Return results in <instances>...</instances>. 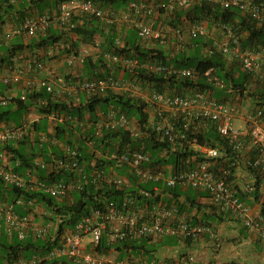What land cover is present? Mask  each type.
I'll return each instance as SVG.
<instances>
[{
	"label": "built area",
	"instance_id": "2783aa9c",
	"mask_svg": "<svg viewBox=\"0 0 264 264\" xmlns=\"http://www.w3.org/2000/svg\"><path fill=\"white\" fill-rule=\"evenodd\" d=\"M220 4L224 8L237 7L247 12L254 20L264 23V0H210ZM191 0H169L162 5L169 10H176L188 7ZM129 7L133 11L140 12L151 10L145 2L132 1ZM80 13L93 17L101 24H110L117 19V14L109 9L99 6L95 0H61L58 7L51 13H44L39 18H25L16 29V33H26L29 36H36L45 33L52 24L57 25L63 31H71L76 25L75 16ZM130 13H125L128 17ZM138 34L141 38L160 37L161 33L156 31L145 22H138ZM225 36L222 40L214 42L206 53L213 54L220 51L229 61H237L242 71L252 75L253 79H260L264 82V46L258 51L244 49L240 39L233 34L228 26H223ZM208 26L205 22H196L189 28L190 38L198 34H207ZM179 42H184L183 31L176 30ZM11 33L0 29V41L10 39ZM109 55V54H108ZM107 55V56H108ZM110 56V55H109ZM111 57V56H110ZM21 53L11 57L12 65L7 72L2 74L1 80L6 85L18 84L22 81L26 72L35 69H44L45 60L37 53L26 62V66L18 64ZM118 58V56H114ZM79 60L78 52L72 51L68 56L69 63ZM130 63L139 64L138 60ZM145 68L153 72H164L174 74L176 77H193V69L168 68L160 63L143 64ZM207 81L215 87L223 88V81L210 72L207 73ZM27 87L31 89L40 87L46 88L48 92H54V84L43 78L37 81H27ZM122 87V83L114 76L105 78L85 79L71 86V92L84 90L88 93L106 92L109 89ZM135 96V95H134ZM13 98L27 99V94L14 96L13 94L0 95V105H7ZM241 99L236 92H233L228 99H219L214 95L212 89L189 88L185 92L159 91L152 89L145 99L151 106L148 123L160 143H167L161 152L167 156L169 150L187 152V156L179 160L176 168L173 164L154 165L152 156L144 146L132 147L130 144L114 150L108 148L106 152H99V156L107 159L111 164L104 165L102 170L96 173V179L118 188H131L134 183L124 174L117 173V167H125L128 172L135 175L138 182L162 183L168 187L181 186L183 189H194L207 192L219 213H228L241 220L243 225L252 233L264 238V212H255L247 199H242L241 194L249 197L255 192L264 194V119L263 110L260 106H254L255 110L245 109L246 106L237 104ZM246 100H243L245 104ZM53 121L64 120L66 115L53 111L49 113ZM240 120L242 125L238 126ZM213 125L217 133L223 137L233 152V160L227 166L220 164V158L225 153L218 146L203 145L198 143V137H190L188 133L199 134ZM103 129H124L131 137H142L150 135L151 132H144L136 119L126 114H119L111 109L105 118L98 123L97 135L103 134ZM27 135L26 124L1 125L0 126V178L6 184H14L20 188L40 189L45 193L59 200L69 197L75 187L73 181H52L50 183L34 182L26 179L24 174L15 172L9 166L11 154L4 150V145L9 142L20 141ZM54 144H61L56 138ZM67 152L63 158H54L52 165L56 169L68 170L81 178L84 174V166L81 165L79 152L69 146L63 145ZM250 149L252 156H247L246 151ZM247 156V157H246ZM247 168L246 177L241 176V170L237 161ZM240 163V164H241ZM239 164V163H238ZM49 162L42 157H35L30 169H47ZM234 169V172H233ZM248 176V177H247ZM157 190L159 188L155 187ZM155 189V190H156ZM156 190V191H157ZM144 196L151 197L144 189L140 190ZM163 196L152 203H141L135 195L128 194L123 202L109 201L105 209L96 208L81 220L73 228L64 230L57 245L45 258L65 257L74 264H148L145 261L137 260L132 256H125L119 259L118 251L110 252L120 242H137L143 238H158L177 236L179 239H195L202 234H213L212 224L201 220L194 222L189 219L185 212H179L178 206L173 200L171 203L164 201ZM17 203L23 206L34 204L33 201L17 199ZM41 217L46 219L50 212L42 207ZM34 213L32 210L27 214H19L15 211V204L0 199V230L12 238L14 234L19 239H25L34 228V236H45L57 223L46 222L35 225L33 223ZM39 215V214H38ZM58 221L62 219L59 217ZM0 232V235H1ZM102 238L113 247L105 252H98L95 248ZM127 248L126 250H129ZM116 250V249H115ZM40 257L2 259L0 264H39ZM162 264H176L173 260L164 261ZM230 264H242L233 262Z\"/></svg>",
	"mask_w": 264,
	"mask_h": 264
},
{
	"label": "trees",
	"instance_id": "16d2710c",
	"mask_svg": "<svg viewBox=\"0 0 264 264\" xmlns=\"http://www.w3.org/2000/svg\"><path fill=\"white\" fill-rule=\"evenodd\" d=\"M7 1L8 0H3V2L6 3ZM132 1L138 0H95L99 6L111 10L121 9ZM35 7H38L40 12L46 9V6L41 8L37 5ZM176 14L179 18L182 16L188 17L193 23L206 22L207 26L213 25L215 28L222 31V37L226 34L223 26L230 27L233 34L240 39L241 46L244 49L247 48L253 51H258L264 46V23H259L257 20H254L247 12L240 8H224L220 4L211 2L210 0H199L198 2L189 4L185 9H179ZM22 16L25 18L24 12ZM83 17V21H79V17L75 16L77 25L71 30L74 35L84 41H90L95 35L104 34L100 22L88 15H84ZM1 22H4V20L0 9V23ZM108 25L111 27L112 34L107 36L106 48L102 51V54L96 60L88 57L87 60L84 59L83 61V66L86 67L83 69V80H85V77H87L86 79H92V77H109L104 75V73L99 75L95 74L96 70L104 65V57L106 53L118 56L122 55L123 57L131 56L138 60L139 65L134 68L135 74L131 75L129 73L128 76L151 85V88L153 89L169 91L171 93H182L189 88H208L212 89L214 95L219 99H228L233 92H236L241 98L249 97L250 103L253 107L260 106L264 113V82L260 79H253L251 74L241 70L240 64L237 61H228L220 51H215L213 54L206 53V49L211 48L214 42L207 41L205 34L200 33L198 36L191 39L190 43L195 47L194 51L189 52L187 50L190 45L189 43L187 47L183 46V49L179 53L170 55L162 48L146 50L145 48H141V45L139 44H132V47H128L126 44L123 46L117 45V33L114 34L116 26L111 24ZM48 33L49 30H47L44 36L40 35L41 37L39 36L36 40H32L29 43V46L32 49H47L55 45L57 37L51 34L50 36H47ZM6 40L7 39H5V41ZM2 41L4 40H1L0 42ZM5 41L0 48V52L4 54V57H0V62L12 65L11 57L20 54V49H23L24 46H12L10 44H5ZM75 45L76 44L74 43L70 44V49L71 47L76 48ZM67 49L68 52L73 50V48L71 50L69 48ZM153 62L163 64L168 68H190L194 70L195 75L193 77H176L174 74L167 72L150 71L143 65ZM208 72L216 74L223 81V88L215 87L207 81L206 77ZM254 83L258 86L252 88ZM43 89L44 92L34 91L32 94H29L26 100L13 98L11 103L16 104L20 108H24L31 105L38 98H42L43 102L46 104V107L40 108L42 113L46 115L53 111L64 113L68 119L64 120L62 124L56 125V138L64 145L78 150L80 163L84 166V174L81 175V178H78L76 175L73 177L71 171L63 169H57L59 170L58 173L52 172L54 174H50L52 177L55 175L57 176V179L55 178L54 181H73V184L75 185L70 192L68 199L61 200L55 199L40 189L20 188L14 184H6L5 181L0 178V190L3 187H6V193L10 196V198H8L6 197V194L2 195L0 193V199L14 203L15 211L17 213L21 214V210L24 207L17 203V199L22 198L26 201H33L34 204L38 203L45 206L50 212V215L46 217V222H58L57 226L51 228V231L45 236L28 234V236L22 240L14 234V236L10 238L11 241H8L7 237L4 235L0 241V247L2 248L0 253V257L2 258H0V260L4 258L17 259L23 257L29 259L33 257H41L42 261L39 262V264H58L60 263V260H62L61 263H64L66 260L60 258H45L54 246L57 245L62 232L68 228H73L79 220L90 214L93 209H105V206L109 201H118L121 203L128 194L135 195L141 203H152L154 200L162 197V195L171 196L178 206L179 212H184L187 210L188 206L194 207L199 205V203H197L198 196L189 194V191L191 190L190 188L183 189L181 186L168 187L160 182L155 183L152 181L140 183L136 176L130 174L125 167H117L115 171L130 178L131 182L134 183L131 188H118L115 185L96 179L95 172L102 170L104 165L111 164V162H107V159L100 157L98 154L99 152H106L108 148L114 150L117 147L122 148L127 144H130L134 148L144 146V148L151 153L152 164H173L176 168L179 166V160H182L187 156V152L181 153L177 150H169L167 156L161 155L163 148L168 146V144L158 142L154 132L152 133V128L148 123L151 106L144 99L128 93L119 94L113 92L112 89H109L106 92H95L88 95L84 92V98L85 95L88 97L87 102L83 103L81 101L80 105H73L72 103L69 104L63 101L59 102L52 100L50 96L52 93L48 92L46 88ZM110 107L116 110L119 114H126L130 118L136 119L140 129L146 133L151 132V134L148 136L143 134L142 137L133 138L124 129H103V134L98 136L97 112L98 110H102L104 111V114H107ZM254 110L255 107L253 111ZM11 111V109L4 110L0 115H7ZM86 111L89 113L93 129L86 132V135L83 132L80 137H75L73 131L77 128L72 122H70V118L71 120L75 117L84 119V113ZM77 126L79 125L77 124ZM39 130L41 131L42 129ZM194 136L198 137V143L200 144L218 146L222 149L223 153H225V155L220 158V164L222 166H227L228 163L233 160L234 155L231 148L228 146L226 140L217 133L213 125L199 134H193L189 131L188 139ZM19 143L26 145V136L25 139L20 140ZM3 148L9 154L13 155L14 159L19 160L20 164L16 165L13 170L20 174H23V168L32 167V161L38 155L37 153H33L32 155L23 153L22 150L15 148V146L12 145V142L5 144ZM55 148V152L58 153V148ZM45 152V149L42 148L40 155H45ZM65 155L58 157L63 158ZM47 162H49V160H47ZM240 163V160H238L236 166L240 165ZM156 186L159 190L155 188ZM142 189L149 192L151 197L142 195L140 193V190ZM255 193H253V195ZM183 196L186 197V201L180 200ZM246 196L247 195L245 194H241L242 199H246ZM163 200L166 201V199ZM214 215L215 217H219L218 219L226 217L225 215H217L216 213H214ZM59 217L62 219L61 222L58 221ZM209 217L210 215H206L202 221L212 224V220H210ZM2 235L3 233L1 232L0 236ZM167 238L168 237H165V239ZM182 241L191 243V239L189 238ZM146 243L148 244V238H143L137 242H120L115 248L120 250L127 248L142 250L145 249ZM112 247V245L107 243L106 238H102L95 249L98 252H105Z\"/></svg>",
	"mask_w": 264,
	"mask_h": 264
},
{
	"label": "crops",
	"instance_id": "0c3cea01",
	"mask_svg": "<svg viewBox=\"0 0 264 264\" xmlns=\"http://www.w3.org/2000/svg\"><path fill=\"white\" fill-rule=\"evenodd\" d=\"M198 1L199 0H191V3ZM59 2V0H8L6 3L3 2V0H0V9L4 20V22L0 23V29L4 32L11 33L10 39H7L6 41L4 40L5 44H10L12 46H24L23 49H20L22 58H20L18 64L23 67L26 66V62L32 58L34 53H37L38 56L42 60L44 59L46 63L44 69H35L34 71L26 72L21 82L10 86L4 84L1 80L2 74L8 71L10 65L0 62V95L13 94L14 96H21L22 94H27L28 96L34 91H43L44 89L40 87L31 90L27 87V81H37L39 78H43L51 81L55 86V91L50 94L52 100L59 102L63 101L69 104L72 103L73 105H80L81 101L83 103L87 102L88 97H86V95L90 94L87 91L80 89L78 91H74V93L71 92V86L83 80V69L86 67L83 66L84 63L79 60L72 64L69 63L68 56L72 53V51L68 52L67 48L70 49V44L74 43L76 44V52H78L80 58L84 57V59L87 60L88 57H91L93 60H96L106 48L107 36L112 34L110 25L101 24L104 34H97L92 38V40L84 41L74 35L71 31H63L57 25L52 24L48 29L49 33L47 36H50V34L55 35L57 40L55 39V45L47 49H32L29 46V43L32 40H36L40 35L44 36L46 32L39 33L38 35L32 37L26 33H16V29L23 19L29 17L36 19L44 13L53 14V11L58 7ZM136 2L147 3L151 12L148 13L147 10H141L140 12L133 11L129 7V4L117 10L109 9L117 14V19L110 23L111 25L116 26L114 34L117 33V45L123 46L126 44L128 47H132V44H139L141 45V48H145L146 50L162 48L170 55H175L183 49V46H188L192 39L188 34L189 28L194 23L186 16L179 18L176 14L179 9L169 10L168 8L162 6L168 3L169 0H138ZM37 5L41 8L46 6V9L40 12L38 7H35ZM23 12L25 18L22 16ZM127 12L130 13V15L125 17V13ZM84 15L85 14L80 13L78 16L79 21H83ZM138 22H145L153 27L154 30L159 31L161 33L160 37H150L146 39L141 38L138 34ZM179 28L183 31L185 37L184 42H179L176 36V30ZM205 35L207 37V41L209 42H215L217 40H222L223 38L222 31L215 28L213 25H208V32ZM4 41L0 42V48L3 46ZM175 47H177L176 50H174ZM187 50L192 52L195 50V47L190 43ZM2 56L4 57V54L0 52V57ZM114 56L118 55L106 53L104 57V65L102 64L103 66L98 68L95 74L99 75L104 73V75L114 76L117 80H119L122 83V87L112 89L113 92L119 94L128 93L133 96H139L145 100L149 95L147 94L148 87L150 88L151 85L128 76L129 73L131 75L135 74L134 68L139 65L130 63L131 61L136 60L135 57H123L122 55H119L118 58L115 59ZM86 78L87 77H85V79ZM152 89L153 88H150V90ZM84 92H86L85 98ZM14 105L16 108H20L16 104ZM41 107H46V104L43 102L42 98H38L31 105L23 108V115L20 121L5 119L7 116L2 114L0 115V126L21 125L23 123L26 124L27 144L24 146H27V148L22 150L23 153L31 155L33 153H37V156L42 157L46 161L49 160V165L47 169L40 168L36 170L23 168L22 172L26 179L30 181L50 183L57 177L56 175L52 177L50 174L59 172V170L52 165L54 158L65 155L67 152L63 143L55 145L53 142L54 139H56V125L62 124L64 120L68 119V117L66 116L64 120L53 121L49 117V114L46 115L40 111ZM249 108L252 111L254 109L252 104L249 105ZM111 109L113 108L110 107L108 112ZM107 114H104V111L102 110H98V123H100ZM70 122H74V126L77 128L73 131L75 137H80L83 132L86 135V132L93 129L89 113L87 111L84 113V119L75 117L71 120L70 118ZM77 124L80 126V130ZM39 129L42 130L40 131ZM12 145L18 149L22 146L19 141L12 142ZM55 147L58 148V153L55 152ZM42 148H44L46 152L45 155L41 156L40 152L42 151ZM246 154H248L247 156L249 157L252 156L253 153L250 149H248ZM10 157L9 167L13 169L16 165H19L20 162L19 160L14 159L13 155ZM239 170H241V176L244 175L243 177H246L245 173L247 168L243 166L242 163L239 166ZM6 192V187H3L0 190L2 195L6 194V197L10 198ZM189 194L192 195V193ZM195 195L198 196L197 203H199V205L194 207L188 206L187 210L184 212L187 214L189 219H192L194 222H197L198 220L202 221L206 215H210L209 218L212 220L214 236L210 233H205L191 240V243L182 241L177 236H170L175 239L173 244H167L165 238L162 237H149L148 244L146 243L145 249L136 250L130 248L129 250H120L114 248L111 249L110 252L118 251L116 255L119 259L125 256H132L133 258L145 261L148 264H162L167 260H173L176 264H230L233 262H240L242 264H264V238L258 234L250 232L243 225L240 219L225 212H217L216 207L207 192L195 190ZM163 199H166V201L168 200L167 202L169 203L173 201V198L168 195L163 196ZM246 199L252 205L255 212H264V194L258 192L253 196L251 195L246 197ZM180 200L186 201V197L183 196ZM38 207L41 209L42 207L46 208L42 204L38 203L32 205L28 204V206L23 207L21 214H27L32 210H37ZM214 213L217 215H225L226 217L218 219L219 217H215ZM33 223L35 225L37 224V226L42 223L46 224V219H43L40 215L34 213ZM33 232L34 228H31L29 234H33ZM4 235L7 237L8 241H11L8 234L0 236V241ZM60 259L66 260L67 262L65 261L64 263H61L62 260ZM60 259H58L60 260V263L58 264H74L65 257H60Z\"/></svg>",
	"mask_w": 264,
	"mask_h": 264
},
{
	"label": "rangeland",
	"instance_id": "374dc122",
	"mask_svg": "<svg viewBox=\"0 0 264 264\" xmlns=\"http://www.w3.org/2000/svg\"><path fill=\"white\" fill-rule=\"evenodd\" d=\"M72 48H73L72 51H75L76 50V48H74V47H72ZM176 48L177 47H175L174 50H176ZM256 86H258V85L256 83H254L252 88H254ZM150 88L148 87V93L146 92L147 94H149V92L151 91ZM243 100H246L245 101L246 102L245 104H243ZM236 102H237V104L240 103L242 106L243 105L246 106L245 107L246 110L247 109H250L249 108V105H251V103H250V98L249 97H243V98L237 100ZM8 109H11L12 111L6 115L7 117L5 119H9V120H12V121H20V119H21V117L23 115V110L24 109L23 108H16V106L14 105V103H11V102L9 104H7V105H0V113L3 112L4 110H8ZM72 123L75 125L74 122H72ZM241 124H242V122L240 120H238L237 121V125L240 126ZM21 145H22V146H20L21 147L20 148L21 150H24V149L27 148V146H24V144H21ZM189 192L192 193L193 195H195V190L194 189H191ZM55 199H57V198H55ZM42 212H43L42 209L40 207H38L37 208V214L41 215ZM165 240H166L167 244H169V243L170 244H173L175 242L174 237H168ZM1 250H2V248L0 247V253H1ZM0 258H2V257H0Z\"/></svg>",
	"mask_w": 264,
	"mask_h": 264
}]
</instances>
